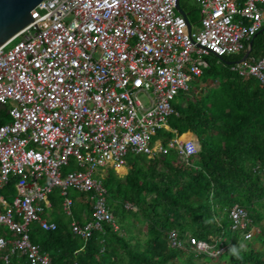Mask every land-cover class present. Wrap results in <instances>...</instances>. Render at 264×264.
Returning <instances> with one entry per match:
<instances>
[{
  "label": "built area",
  "instance_id": "1",
  "mask_svg": "<svg viewBox=\"0 0 264 264\" xmlns=\"http://www.w3.org/2000/svg\"><path fill=\"white\" fill-rule=\"evenodd\" d=\"M194 1L201 23L189 32L177 0H44L32 10L34 22L0 46V105L11 118L0 125L2 264H20L21 256L51 264L30 228L56 230L48 210L57 190L71 218L70 191L86 195L92 219H72L71 228L87 241L103 224L119 230L107 204V169L124 177L130 156L171 152L191 164L201 150L198 137L168 123L178 97L198 91L208 57L240 53L264 25V0ZM231 70L264 84V57ZM256 169L264 177V166ZM4 192L14 195L11 202ZM227 212L231 230L250 241L258 229L247 209L235 204ZM169 244L210 258L228 248L222 238H181L177 231Z\"/></svg>",
  "mask_w": 264,
  "mask_h": 264
},
{
  "label": "trees",
  "instance_id": "2",
  "mask_svg": "<svg viewBox=\"0 0 264 264\" xmlns=\"http://www.w3.org/2000/svg\"><path fill=\"white\" fill-rule=\"evenodd\" d=\"M185 12L193 26H200L199 6ZM250 44L248 60L264 57V25L240 53L208 57V67L194 84L199 92L187 96L185 105L175 104L176 114L169 118V125L179 133L192 132L201 144L190 165L171 152L156 159L130 156L124 177L106 170L107 204L119 224L118 231L103 224L102 230L84 241L73 233L59 191L50 196V220L57 228L45 231L33 224L30 238L50 255L51 264H264L262 253L243 241L240 232L231 230L227 212L235 204L245 207L259 231L256 237L264 240V177L256 169L264 166V84L231 70ZM208 81H216L218 86L203 90L201 83ZM10 120L7 108L0 105V125ZM7 191L14 192L12 184ZM71 197L77 222L85 223L82 211L76 212V203L88 212V220L92 219L86 195L77 192ZM139 224L144 227L143 238L135 234ZM172 231L181 238L191 233L209 242L222 238L228 248L216 261L196 257L187 249L170 247ZM14 263H18L16 256ZM19 263L29 264L25 256Z\"/></svg>",
  "mask_w": 264,
  "mask_h": 264
},
{
  "label": "water",
  "instance_id": "3",
  "mask_svg": "<svg viewBox=\"0 0 264 264\" xmlns=\"http://www.w3.org/2000/svg\"><path fill=\"white\" fill-rule=\"evenodd\" d=\"M44 0H0V46L14 37L26 26L34 22L32 10ZM177 11L186 19L188 31L192 24L183 10L180 0L176 2ZM251 44L241 62L249 57Z\"/></svg>",
  "mask_w": 264,
  "mask_h": 264
},
{
  "label": "rangeland",
  "instance_id": "4",
  "mask_svg": "<svg viewBox=\"0 0 264 264\" xmlns=\"http://www.w3.org/2000/svg\"><path fill=\"white\" fill-rule=\"evenodd\" d=\"M180 4H181V7L183 8V9H185V10H189V9H191V7H193V6H196V3H195V1L194 0H180ZM217 87L218 86V82H216V81H208V83H201V88L203 89V90H205V91H207V90H209V87ZM197 92H199V91H196L195 93L194 92H192V95H195ZM192 97H194V96H192ZM187 97L186 96H181V97H178V105H182V104H184L185 105V102H186V99ZM141 100H143V101H145V98L141 95ZM68 170H73V169H68ZM106 173V172H105ZM105 173H103L104 174V176H105ZM123 173V172H122ZM77 194V192H75V191H73V190H71L70 191V195H73V196H75ZM4 195L7 197V201L8 202H11L12 200H13V196L14 195H12L11 197H9V194L7 193V192H4ZM48 214H52V210L51 209H49L48 210ZM62 216L63 217H65L64 216V214H62ZM66 219H70L68 216H67V218ZM259 233V231H256V233H255V237L257 236V234ZM135 234L139 237V238H143L144 237V227L141 225V224H139V225H137L136 227H135ZM189 234H191V233H189ZM252 238L249 242L253 245V247L257 250V251H259V252H261L262 253V255H263V258H264V240L261 242V240L260 239H258L257 237L256 238ZM263 239H264V236H263ZM242 245H244V244H242ZM216 260H218V257H216V259L214 260V261H216ZM199 262H202V260H199ZM218 263L219 264H225L223 261H218ZM203 264H210V263H208V262H204Z\"/></svg>",
  "mask_w": 264,
  "mask_h": 264
},
{
  "label": "crops",
  "instance_id": "5",
  "mask_svg": "<svg viewBox=\"0 0 264 264\" xmlns=\"http://www.w3.org/2000/svg\"><path fill=\"white\" fill-rule=\"evenodd\" d=\"M196 3V2H195ZM196 6H198V4L196 3ZM184 10V9H183ZM185 11V10H184ZM188 15V14H187ZM189 18V17H188ZM191 23V22H190ZM199 27V26H198ZM198 27H195L192 25V29H197ZM192 133V132H190ZM193 134V133H192ZM128 171L126 170L125 173H127ZM125 176V175H124ZM75 204V203H74ZM63 209V208H62ZM51 210H52V207H51ZM63 211V210H62ZM82 211V212H81ZM64 212V211H63ZM76 212H81V216H82V219L84 220V222H86L88 220V212L84 209H82V205H78L76 203ZM67 216V215H66ZM49 217L51 218V215L49 214ZM72 219H75V216H73V218L70 217V220L72 221ZM90 220V219H89ZM77 221V220H76Z\"/></svg>",
  "mask_w": 264,
  "mask_h": 264
},
{
  "label": "bare ground",
  "instance_id": "6",
  "mask_svg": "<svg viewBox=\"0 0 264 264\" xmlns=\"http://www.w3.org/2000/svg\"><path fill=\"white\" fill-rule=\"evenodd\" d=\"M184 138H191V135L187 134ZM121 172H124V169L120 170Z\"/></svg>",
  "mask_w": 264,
  "mask_h": 264
},
{
  "label": "clouds",
  "instance_id": "7",
  "mask_svg": "<svg viewBox=\"0 0 264 264\" xmlns=\"http://www.w3.org/2000/svg\"><path fill=\"white\" fill-rule=\"evenodd\" d=\"M231 250H232L234 253H236V252H237V249H236V247H235V246H233Z\"/></svg>",
  "mask_w": 264,
  "mask_h": 264
},
{
  "label": "snow or ice",
  "instance_id": "8",
  "mask_svg": "<svg viewBox=\"0 0 264 264\" xmlns=\"http://www.w3.org/2000/svg\"><path fill=\"white\" fill-rule=\"evenodd\" d=\"M136 83H137V84H139V83H140V81H136Z\"/></svg>",
  "mask_w": 264,
  "mask_h": 264
}]
</instances>
